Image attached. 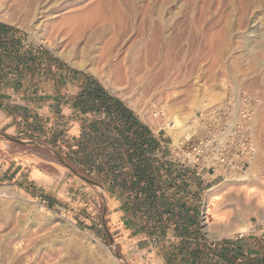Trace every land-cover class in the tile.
<instances>
[{"label": "rangeland", "instance_id": "obj_1", "mask_svg": "<svg viewBox=\"0 0 264 264\" xmlns=\"http://www.w3.org/2000/svg\"><path fill=\"white\" fill-rule=\"evenodd\" d=\"M160 1L169 4L168 37L134 33L149 29L144 14L134 27L113 8L108 14L87 7L63 8L62 0L43 10L32 0H0V24L12 29L10 37L16 42L0 47V88L13 81L21 84L18 74L19 80H13L6 72L10 59L22 73L26 60L41 52L43 60L42 53L93 75L136 111L161 112L167 131L174 114L191 118L204 100L218 102L234 91L254 92L260 97V158L253 169L228 180L245 179L249 173L244 184L245 189L254 187L257 197L250 203L255 210L243 213L242 201L228 199L234 184L227 186L226 180L215 192L222 197L216 215L225 224H210L205 218L208 191L203 193L197 204L191 203L199 228L188 242L192 250L197 243L206 247L202 260H193L182 253L188 237L177 232L179 218L154 216L151 202L144 197L127 202L138 213L129 217L116 213L121 206L109 200L100 186L87 185L65 167L62 196L51 203L33 198L1 177L0 188L11 191L10 197L0 196V264H115L114 257L120 264H222L225 256L217 244L214 247L219 239L240 233L245 224L264 226V208L258 205H264V48L249 49L264 35V0H200L193 11L189 8L194 0ZM42 14L45 19L39 21ZM8 53L12 55L7 57ZM0 142L6 144L7 139L0 135ZM5 154L0 148V155ZM41 169L54 174L48 166ZM147 187L137 186L138 194ZM16 197L28 200L29 206L19 204ZM258 260L257 264H264Z\"/></svg>", "mask_w": 264, "mask_h": 264}, {"label": "crops", "instance_id": "obj_2", "mask_svg": "<svg viewBox=\"0 0 264 264\" xmlns=\"http://www.w3.org/2000/svg\"><path fill=\"white\" fill-rule=\"evenodd\" d=\"M42 55L44 60L39 58L41 52L32 54L23 74L11 59L7 62L8 76L20 77L21 84L13 81L0 88V135L7 139L6 144L0 142L6 153L0 155V178L51 203L62 196L65 167L87 185L100 186L121 206L116 213L137 216L127 202L144 197L154 216L181 217L177 232L196 234L198 213L191 203L197 204L203 193L223 180L212 174L197 177L191 170L178 172L170 160L174 138L157 126L150 113L136 111L93 75ZM99 87L108 98L97 99ZM46 166L54 174L41 169ZM148 185L150 194L143 196L146 188L138 194L137 186ZM214 247L225 256L221 262L227 258L233 262L240 253L244 259L235 264H257L258 259L264 261V226L255 223L243 238L238 234L221 238Z\"/></svg>", "mask_w": 264, "mask_h": 264}, {"label": "built area", "instance_id": "obj_3", "mask_svg": "<svg viewBox=\"0 0 264 264\" xmlns=\"http://www.w3.org/2000/svg\"><path fill=\"white\" fill-rule=\"evenodd\" d=\"M206 103V108L195 112L190 136L170 144V160L178 172L191 170L197 177L212 174L226 181L244 173L260 158L256 114L260 97L240 90L221 101ZM151 118L165 129L161 112L152 113ZM238 235L244 237V233Z\"/></svg>", "mask_w": 264, "mask_h": 264}, {"label": "bare ground", "instance_id": "obj_4", "mask_svg": "<svg viewBox=\"0 0 264 264\" xmlns=\"http://www.w3.org/2000/svg\"><path fill=\"white\" fill-rule=\"evenodd\" d=\"M32 1H34L35 3L38 2L39 8L43 9V8L47 7L49 4H51L52 2L54 3V5H56V4H58L57 2H60L62 0H56V1H54V0H32ZM168 1L173 2L176 0H168ZM199 1L200 0H194L191 8H189V9H191V11L196 9ZM53 3L51 4V6L53 5ZM168 5H169L168 3L162 2L160 0H64V2L59 6L63 7V8L79 6L83 10H85L87 7L88 9H92V11L102 12L103 14H105V13L108 14L110 12V10L113 8V9H116V11H118V13L121 14V16L127 21L128 24H132V26H134L138 22L140 16H142L144 14L145 16L143 18H144L145 22H147V25H149V29L144 30L142 32L134 30L135 31L134 33H141L144 37L145 36H147V37L167 36L168 37L171 33L170 30H167V29H169L170 21L167 20L168 18L166 19V15H165V13L168 10V8H167ZM56 7H58V6H56ZM39 8H38V10H40ZM43 10H41L42 13L47 12V11L43 12ZM187 10H188V8H186V11ZM191 15H193V14H191ZM186 16H187V14H186ZM43 19H45L44 15L39 18V21L43 20ZM188 19H190V17ZM259 38H260L259 41L253 42L250 44V46H249L250 50H253L256 47L264 48V35H260ZM122 74H123V71H122ZM211 92H213V90ZM235 92H239V91H234V93ZM205 101L206 100L200 102L199 106H196V108H198V109L206 108V106H208V104ZM208 102H211V101L209 100ZM191 107L193 108L194 105H191ZM259 113H260V107L256 109L257 118H258ZM194 118H195V114L193 112L191 115V118L187 117V118L182 119L178 115L174 114L168 120L169 121V122H167L168 123V131L173 136L175 141L179 142V140L183 136H190L188 131L190 129H194V124H195ZM187 124H189L188 128H187ZM256 161L257 160L252 162L251 168L253 167V164ZM248 175H249V173H248ZM248 175H246L245 179L240 178L237 180H227V183H228L227 186H229V185L232 186L233 184L234 185L227 192L226 196L228 197V199L230 201H236V202L242 201V203L244 204L243 213L249 214L255 210L253 208L252 204L250 203V200L255 199L257 196L255 194L254 187L250 186L248 189H245L247 184L245 185L244 183L246 181H248V179H249ZM39 177H40V175H39ZM237 181H239L240 183L235 185L234 182H237ZM252 183H253V181H252ZM218 188L219 187L216 186L207 192L206 202H205L206 203V210H205L206 217L205 218H206L207 222L210 224H217V225L219 224L218 226H220V225L223 226L224 221H222V219L218 218V216L216 215V206L219 205V201L222 198L219 193H215L218 190ZM10 191L11 190L9 187H2V188H0V196L10 197V196H7V194ZM13 197H15V196H13ZM16 200L21 205H24L26 207L29 206V204H27L28 200H26L24 198H17L16 197ZM258 205L261 206L262 208H264V205L262 203H259ZM5 212L6 211H3L4 214H6ZM263 214H264V212H263ZM10 219L11 218H8V220H10ZM211 219H213L212 220L213 222L211 221ZM9 224H11V222H9ZM210 224H208V225H210ZM224 224H225V222H224ZM9 226H11V225H9ZM250 230H251V227L249 225L245 224L243 229H241L240 233H238V234L246 233V232H249ZM2 231L3 230L0 229V236H2L1 235ZM229 231H231V230H229ZM114 260L116 262L115 264H120L119 260L116 259V257H114Z\"/></svg>", "mask_w": 264, "mask_h": 264}, {"label": "trees", "instance_id": "obj_5", "mask_svg": "<svg viewBox=\"0 0 264 264\" xmlns=\"http://www.w3.org/2000/svg\"><path fill=\"white\" fill-rule=\"evenodd\" d=\"M11 31H12V29L10 27H8V26H6L4 24H0V47H7V45L9 43L12 46H15V44H16L15 40L11 39V37H10L11 36L10 35ZM96 84H98V83H96ZM98 90H99V92H101V95H99V96L96 95L97 99H99L100 97L101 98H108V95L104 92L103 89H100V87H99ZM146 172H147L146 168L142 169V173L144 174V176H145ZM147 181L149 183V179ZM146 192L148 194H150L149 193L150 192V186L149 185L146 188ZM148 201H150V200L148 199ZM179 220H182V218L179 217ZM186 236L188 237L187 238L188 240L186 241V239H185V241H183V246H182L183 247L182 248L183 251H182V253H185L189 257H193V260H197L198 258L200 260H202V258H203L202 252H203V250H204V248L206 246L202 245L200 243L199 244L197 243V246H196L195 250H192L193 247H191V245H190V243L188 241H189V239L195 237V235L187 232ZM241 250H242L241 247H239V251H241ZM237 257H238V259H244V258H239V257H241L240 253H239V255H237ZM227 259H225V261L220 262V263H222V264H235L238 261V259L237 260L235 259L233 262H231L230 259L229 260H227ZM193 260H192V262H194ZM240 264H242V263H240Z\"/></svg>", "mask_w": 264, "mask_h": 264}]
</instances>
